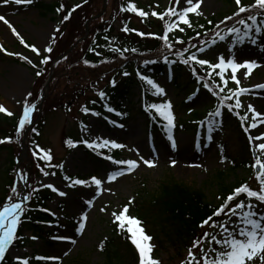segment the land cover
Masks as SVG:
<instances>
[{"label": "rangeland", "instance_id": "obj_1", "mask_svg": "<svg viewBox=\"0 0 264 264\" xmlns=\"http://www.w3.org/2000/svg\"><path fill=\"white\" fill-rule=\"evenodd\" d=\"M56 1L58 0H32L31 4H51ZM105 1L106 5H104L103 0L102 11L97 16H91L92 13L88 12L90 10V8H87L88 4L81 10L73 12V15L66 22L69 25L73 24L74 29L70 31L68 25L62 40L55 48L58 41V32L56 33L59 24V22L56 23L58 19L53 21V15L50 14L42 16L38 7L26 6L25 4L17 5L13 0H9L8 3L0 0V16H4L19 33L18 38L3 21H0V47H2V50H0V105L12 112L13 115L11 116L15 118L22 116L26 100L29 105H35L36 110L31 116V128L37 125L42 116H45V125L43 132L38 137L39 144L37 145L42 148L41 150L44 153L41 155L38 152V154L40 156L50 155L51 159H44V161L52 163L56 170V173H44L43 168L39 169L36 166L37 163L34 162L33 155L29 153L31 128L28 130V125L24 128L22 134L17 135L16 132L14 133L13 143L15 147L12 156H9L5 151L0 152V193L2 192L3 182L6 183L9 180L8 176L4 180L5 166L3 165L8 163L9 157L13 160L20 157V164H17L16 167L18 172L17 170L15 172L14 169L9 178L13 179L11 181H14L15 177L20 181L23 178L25 179L27 183L26 196L30 195L31 197V193L35 192L37 188H46L51 193V200L47 203V207L51 214L55 216L57 223L44 228L47 235L43 241L36 239L33 242L31 241L32 243H28L23 250L11 251L9 256L12 259L33 256L30 260L33 262L38 256L57 257L55 260H42L41 264H68L78 255L85 257L89 264H102V252L99 251L100 243L106 236H109L112 226L119 223L115 221L112 214L114 212L119 214L123 207L127 206L134 198L139 199L140 194L145 191L155 193L160 185L169 179L195 189H204L208 195L212 193L211 186L217 180L216 175L218 173L223 174L225 184L232 183L234 179L235 181L245 179L252 190L257 189L259 186L255 178V172L246 173L242 170L230 172L228 164L221 160L218 155L222 150L225 153L224 157L239 163L238 157L241 152L244 153L247 159V145L253 149L258 143L264 142L257 140L252 144L249 143V136H264V125H261L257 120V127H250L253 123L252 114L247 111L248 105L251 104L258 112L264 114V89L257 87V85L264 84V38H259L256 44L250 43L249 39H245L243 43H233L231 40L225 46L210 49V52L205 53L208 60L217 58L218 55L227 58L231 54L237 62L242 63L245 60L256 62V67L253 68L247 78L244 77L246 69H240L237 72V76L241 81L240 87L249 90L248 93L245 92L240 96L242 108L249 115V122L245 126L248 131H243L245 136L239 133L241 130L238 131L230 119L231 123L225 121L223 127L212 129L214 138L206 142V148L205 145L200 146L198 142L192 144L193 137L185 130L170 133L176 144L175 149H173L172 142L169 139L167 142L159 134H155L151 140L152 143L149 144L145 127L137 115L131 117L122 129L109 128L103 120L93 114L82 116L81 107L88 98L96 96L95 91L102 89L105 82L100 80L97 85L89 87V83H87L89 79L85 74L73 71L76 65H81L79 63L81 47L77 45L84 40L87 42L89 37H93L95 29L102 30L103 33L108 31L110 21L114 25V35L120 32L126 33L122 31L125 27L121 25L123 17L117 13L118 0ZM120 1L122 3V0ZM137 1L144 6L150 5V8L155 11L167 9L172 5L176 6V0ZM253 1L242 0V4L250 6ZM70 2L68 4H71ZM62 4L65 9L68 8L66 3L63 2ZM185 6L184 0H181L179 8ZM198 10L201 13L199 16L193 13L188 14L190 22L192 20L191 24L211 19L221 22L226 17L234 14L238 8L235 0H232V2L202 0ZM78 14L81 21H85V31L84 36L74 39L79 35L81 26L79 21H76ZM83 14L86 19L83 18ZM130 19L131 29L142 31L145 34L144 36L149 35L150 32L147 31L149 28L154 30L153 28L159 25V22L152 15H148L145 19L131 16ZM149 21L154 22L156 25L149 27ZM182 26L181 23L180 27ZM176 30L170 33H174ZM55 35L56 38H54ZM83 37L85 38L82 39ZM21 38L24 40V44L20 42ZM195 43V40L191 42L192 45ZM25 44L28 47H25ZM72 45L74 47H71ZM33 46L38 50L37 52L32 51ZM50 47H54L53 52L49 53L51 60L45 64L41 75L38 77L35 75L34 70H30L17 62L18 58L22 61L31 60L37 67H41V59L48 55L47 49ZM229 49H231V53ZM8 53H12L14 58ZM226 76L231 82V87L236 90V83L230 79V70L226 73ZM169 79L166 74L156 79V81L164 88V97L174 105V109L171 111L175 115L174 118L183 116L180 108L201 110L212 102L207 91L202 90L198 93V96L183 103L191 89L185 92L183 89H181L183 92L177 91L173 88L174 84ZM137 92V88L131 91L132 95L129 99L132 103L136 101ZM43 96H45L43 103L40 109H37ZM232 99L235 101L236 98L233 97ZM1 114L7 116L5 112ZM185 118L183 117L182 120ZM223 118L225 120L226 117ZM80 123L85 124V128L78 131ZM70 134L78 138L80 136L89 142L95 141L97 144L105 139L115 143L121 141L122 143H118L123 145L120 155L127 160L137 161L139 166L131 173L117 176L114 180L109 181L104 177V174L109 175L117 172V170H113L112 165L108 162L102 164V168H98L97 163L92 160V157L86 155L83 149H72V146L68 148L64 136ZM217 142L220 144L219 149ZM180 143L187 147L183 159H180L178 154ZM148 145L152 146L148 147ZM109 149L113 148L109 147ZM144 160L152 161L155 166L148 167L144 164ZM173 162L175 163L173 164ZM47 168L44 167V170H47ZM94 175L101 177L99 189L91 182L90 176ZM66 177H75L74 180H84L87 181V184L70 186L72 181H67ZM46 185L52 187H46ZM52 188L57 189V191L54 192ZM17 189L18 192L14 196L9 195L20 197L21 188L17 186ZM59 192H63L65 195L61 196ZM18 201L19 199L15 198L13 200V202ZM88 201H91V206L87 203ZM76 202L79 203L77 209L73 208ZM83 202L84 204H82ZM255 205L256 209L254 210H257L260 214L264 212V208L258 202H255ZM101 209H104V211H101ZM81 216L86 218L84 221L85 226L80 233H77L76 229L79 227ZM212 230L215 229L209 227L207 231L211 232ZM218 233L219 229H216L215 234L218 235ZM25 236L28 238L30 234L27 232ZM58 237H67L68 239L64 240L65 243H63L57 241ZM45 241H52L53 244L47 246ZM73 241L75 242L73 243ZM194 251L199 256V249ZM187 255L188 252L182 251V248L165 246L158 253L155 252L154 257L159 264H179L181 261L186 260ZM132 264L136 263L133 262ZM255 264H261L259 257L255 258Z\"/></svg>", "mask_w": 264, "mask_h": 264}, {"label": "trees", "instance_id": "obj_2", "mask_svg": "<svg viewBox=\"0 0 264 264\" xmlns=\"http://www.w3.org/2000/svg\"><path fill=\"white\" fill-rule=\"evenodd\" d=\"M226 1L232 2V0ZM63 2L68 5L67 9L64 8V5L62 4ZM69 2L70 0H60L59 2H54L52 4L37 5L41 10L42 16H47L48 14L55 15L56 18L54 17L53 21L56 19L59 21L58 29L60 31L57 35L58 41L55 48L58 47V43L62 40L66 27L69 25L68 22H66L67 20H63L64 16L68 15L69 12L73 15V12L81 10L87 4V8H90L88 12L92 13L91 16H96L102 11L103 6V0H71V4H68ZM118 2L117 13L123 17L121 25L127 26V28L130 29L132 27L131 19L126 16L124 11H121V8L124 6L120 0H118ZM61 5H63V10L57 11L61 8ZM77 5H79V7L76 8V11H72ZM145 10L151 14L150 5L147 4ZM161 11L162 10H159L157 13H160ZM249 14L256 15L257 21H264V14H261L259 9L250 8V13H242L240 17L228 20L226 23L216 22L215 19L194 22L192 23V27L186 28L184 32L178 31L175 35H170L169 40L172 44L170 51L164 47V43L161 39L155 38L156 36H162L163 34L164 24L162 22L155 27V30L149 28V30H147L150 32L148 33L149 35L138 37L130 32H127L126 34L120 32L119 34L114 35V25L113 22L110 21L108 23V31L103 33L99 29H95L93 37H89L87 42L84 40L77 45L78 47H81L79 61L81 65H76L73 71L85 74L89 79L87 82L89 83V87H93L98 84V81L103 80L105 85L102 87V91L106 96L109 94V96H107L109 99L115 101L118 100L120 102L126 101L127 98L131 96V89L138 86L140 88L139 91L141 90V95L145 98L146 105L161 104L164 101L163 95L154 94L155 90L152 89L150 85L142 80L136 79V71L140 70L139 72L142 74H145L146 72L152 73L156 77L166 66L161 63V59H163L165 55L173 52L178 53L187 48L189 51L185 52L183 57L186 59L189 54H192L193 52L196 53L200 47H206V44L211 43L216 32L225 35L227 29L233 26L240 28L241 35H243V26L238 24L237 20L240 18L247 20ZM231 16H233V14ZM83 18L86 19L84 14ZM76 21H79L81 26L79 35L74 39H79L84 36L85 21H81L79 14L76 17ZM247 22L249 24L252 23L250 20H247ZM148 24L149 27L156 25L154 22L150 21ZM217 24L220 25L219 28H216ZM256 26L261 25L258 23ZM69 27L70 31L74 29L73 24L69 25ZM197 33L200 35L197 36ZM250 33L255 34L256 32L252 29ZM231 37L232 36H226L224 41H227ZM177 40H182L183 43H176ZM194 40L197 41L194 44L195 47L191 44ZM198 41L201 43H198ZM224 41H219L217 39V43L214 44V46L221 44ZM114 48H119L121 52L112 51ZM90 49L92 50L90 51ZM124 49H128V51H124ZM131 49H136V51L133 52ZM53 50L54 48L52 51ZM197 58H201V56ZM85 61L88 63L86 64ZM145 61H148L149 63H145ZM172 63L173 64H170V66L174 72V87L177 89L178 84L183 77H185L187 80L186 82H188L185 86H179L178 91H181V89H183V91L188 90L187 88L189 87H201L205 83L212 88L213 85H216L208 77V69L206 66L201 67L194 62H190L189 65H185L180 61H174ZM31 68L34 67L31 66ZM193 69L196 71L195 75L193 74ZM36 71L41 72L40 69H37ZM124 73H127V75ZM194 77H199L203 82H198L200 85H197L198 83L195 81L197 79ZM216 89L214 88L215 91H219ZM98 91L99 90L95 92L97 93ZM220 95L225 96L228 95V93L223 92L220 93ZM99 103L100 101L98 100V97L88 98L83 105V108L100 113L102 107H100ZM118 106H120V110L124 114V117H127L129 112L134 108L133 105L122 107L117 104V107ZM211 109L212 108L210 107H206L203 111H190L188 118L185 121L179 122L180 126L186 129L189 127H195L204 116L205 111L210 112ZM137 110L143 118L147 117L144 115L141 108H138ZM45 119V116H42L40 121L33 128V133L30 135V142L32 145L39 144L38 137L43 132ZM18 121V118L15 117L10 118L9 116H2L0 112V141H4L3 143H0V152L5 151L9 156L13 155V148L15 147L13 143L15 139L14 133L17 130ZM239 125H241L240 121L239 124L235 126L237 130L240 128ZM74 136L75 135L72 134L66 135L65 139L66 141L78 143L79 138ZM238 158L239 165L235 164L232 167L233 170L237 169V167L243 168L248 161V158L246 159L242 152ZM33 160L37 163L36 166H38L39 169L43 168V172L56 173L55 167L52 163L45 162L38 158H33ZM3 166H5L4 180L6 179V176H8L10 181L8 180L6 183L3 182L2 192L0 193V205L11 190L13 182L11 180L13 179H10L9 175L14 169L13 159L9 157L8 163ZM45 166L48 167L47 170H44ZM242 182L243 181L240 180L236 181L234 184L225 185L223 178L218 176V179L214 181L213 186H211L212 193L208 195L204 189H195L173 179H169L161 184L155 193L145 191L140 194V199L128 205V215L141 221L140 227L144 229L146 235L152 237L151 241L155 244L156 253H158L161 248H165V246H173L178 249L182 248L183 250H187L192 246L194 240L202 237L203 233L206 232V228L210 227L209 225L213 221L217 223V217L213 216V212L220 208L226 198L233 193V189L240 186ZM49 199L50 195L45 189H35V192L31 193V197L24 207L25 211L20 218L19 229L16 235L17 238L13 244L14 248L18 249L26 245L27 239L21 234L23 231H28L35 237L44 236L45 231L43 230V227L55 223L46 212V202L49 201ZM209 216H213V220L209 221V225H205L201 228L200 224ZM221 216H223V214H221ZM127 227H130V225L125 224V229ZM119 230L120 229L116 225L112 226V229L108 234L109 236H106L102 241V264L136 263V256L134 255L135 246L131 243L129 238L130 234L126 231ZM1 264L17 263L7 257ZM68 264L89 263L85 257L76 256L68 262Z\"/></svg>", "mask_w": 264, "mask_h": 264}, {"label": "snow or ice", "instance_id": "obj_3", "mask_svg": "<svg viewBox=\"0 0 264 264\" xmlns=\"http://www.w3.org/2000/svg\"><path fill=\"white\" fill-rule=\"evenodd\" d=\"M4 3H8L9 0H3ZM13 2L17 5L20 4H31L32 0H13ZM202 0H184V3L186 4L185 7L179 8V5L181 3V0H176V6L172 7L170 6L162 13H157L155 11L151 12V15L153 17H157L161 21L164 22V32L162 36H156L155 38L161 39L164 43V47L169 49V51L172 48V44L169 40V33L173 32L174 30L178 29L180 32H184V28L180 27V24H184L188 26L189 28L192 27V24L190 22V19L188 18L189 13H193L197 16H199L201 13L199 12L198 8ZM235 3L237 5L238 10L233 14V16L226 17L224 21H221V23H226L228 20H233L236 17H240L242 13L249 12L250 8H257L260 10L261 14H264V0H255V3L253 5L244 6L242 4V0H235ZM76 7H79L77 5ZM63 10V5H61V8L57 11ZM72 11H75V8L72 9ZM121 11H128L133 12L136 15L140 16L141 18H146L149 13L145 12L141 9H138L136 5L132 2H129L127 4V7H122ZM71 12H69L68 15L64 16V20H68L70 18ZM167 17V20L165 19ZM173 17L176 19L173 20ZM247 20H250L252 23L249 24ZM247 20L244 18H240L237 20V23L243 26V35H241V29L237 28L235 26L230 27L227 29V32L225 35H221L220 32H216L215 36L212 40V44L217 43V39L219 41H224L226 39V36H232L233 43H243L245 41L246 37H249V33L252 29L256 33H261L264 31V21H257L256 15L249 14L247 17ZM0 21H3L5 25L8 26L13 32V34L17 35L19 38V33L16 32V29L12 26V24L4 18V16H0ZM260 24L261 26H256L257 24ZM220 25L217 24L216 28H219ZM57 32L60 30L57 28ZM122 31L129 32V31H135L133 29L127 28L125 26ZM140 36H144V33H137ZM154 35V34H150ZM200 34L197 33V36ZM20 42L24 44V40L21 38ZM253 43H255V40H252ZM176 43H183L182 40H177ZM25 47H28V45L25 44ZM195 47V45H193ZM0 50H2V47H0ZM51 48H48L47 51L51 52ZM92 49H90L91 51ZM32 51L37 52L38 50L33 46ZM114 52H121L119 48L112 49ZM124 51H128V49H124ZM131 51L135 52L136 49H131ZM189 49L185 48L183 51H180L177 53V55L180 57V62L189 65L190 62H194L196 65H199L201 67L206 66L209 70L207 72V75L209 78L213 77V75H217L220 78V81L223 82L224 87H219V91L213 90L212 87H210L207 83L204 84V87L208 89L209 92L213 96L217 98L219 103L217 104L214 111H211L208 113V116L213 118L207 121L209 125V129L211 130L212 126L215 124L216 117H219L221 115V108L227 107V110L231 113L233 112V109H239L241 108V100L240 96L243 95L248 90L240 87L241 81L237 76V72L240 69H246L247 71L244 72V77L247 78L248 75L252 72L253 68L256 67V62L251 60H245L242 63L237 62V60L231 56V54L226 58L223 55L218 57V62L213 64L206 59L203 58H197V54L193 52L191 55H188L186 59H184V53L188 52ZM199 52H204L206 49L204 47H200L198 49ZM229 52L231 53V49H229ZM9 55H12V53H8ZM122 55V53H121ZM165 60L167 61V57H165ZM29 64H32V61H28ZM41 63H48V59L45 58L41 61ZM87 64L88 62L85 61ZM145 63H149L148 61H145ZM33 67H36V65H32ZM218 69L219 71L216 72L215 70ZM231 71V81L235 82L237 85V89H228V91L232 94L231 96L225 95L221 96L220 93H223L225 91V88L228 84V78L226 76V73L228 71ZM127 75V73H124ZM139 78L144 81L146 84L150 85L152 89H154V94L163 95V89H161L153 80L149 79L148 77L141 75L140 73H137ZM193 74H196L195 69H193ZM37 76L41 75L40 71L36 72ZM199 80V77H197ZM257 87L264 89V84L257 85ZM29 95H31L29 93ZM101 97L104 96V93H99ZM233 97H235V104L234 105H225V100H231ZM35 109V105H29L27 100L24 103L23 107V114L19 118L18 121V127H17V135L22 134L24 128L26 125L31 123V116ZM155 110V112L159 115L160 118H162L164 121H166V129L169 131L168 139L172 142V147L175 149L176 144L175 141L170 134V130L174 127V117L170 111V104L168 102H164L161 104H150L146 105V110ZM84 112H87L88 109L84 108L82 109ZM108 111H113V109L108 108ZM247 111L250 112L251 119L253 123L250 125V127L255 128L257 127L256 121L259 120V123L261 125H264V114L258 112L251 104L248 105ZM0 112H5L7 115L11 116L13 115L12 112L8 111L4 106L0 105ZM239 116V119L241 121V125H244L245 120L248 119L247 115L240 116L239 113H236ZM93 115H98V113H93ZM203 124L204 121H201ZM245 131L247 132L248 129L245 128ZM264 141V136L262 135H255V136H249V143L252 144L254 141ZM4 141H0V143H3ZM70 146H74L71 141H68ZM84 143L94 151L97 148H104V147H111L113 149L122 148L123 145L115 143L113 141L109 140H102L99 144H97L95 141L92 143H89L88 141H84ZM38 147V146H37ZM43 151V150H41ZM33 155H36L34 152ZM252 156H253V163L251 164V167L253 168L255 172V178L259 183V191L252 190L247 183L237 187L234 189L233 193L230 194L225 202L213 212V216L219 217L221 214H223L227 219L223 220L222 222L216 223L213 221L209 225V221L213 220V216H209L207 219H205L201 224L200 227L203 228L205 225H209L211 228H218L219 233L213 234L211 232H204L201 238H198L197 240H194L192 243V246L188 249V255L185 261H182L181 264H255V258L259 257L261 260V264H264V214H260L256 209V205L252 203V199L254 198L256 201H258L261 205H264V142L258 143L255 148L252 149ZM46 159H51L50 155L46 156ZM106 159L111 160L113 164L124 166L121 167V169L115 173L108 175V180L112 181L117 176H123L126 173H131L134 171L139 165L137 161L135 160H114L111 156L106 157ZM145 165L148 167H154L152 161L150 160H144L143 161ZM175 162H173L174 164ZM198 167V165H197ZM259 169V171H256ZM67 179V177H66ZM92 184L96 185L97 189L100 188L101 180L97 179L96 177L91 178ZM87 181L76 179L72 181V184L70 186L74 185H86ZM46 187H52L51 185H46ZM52 190L55 192L57 189L52 188ZM11 192L13 194H16L18 192L17 187L13 186L11 188ZM99 194V192H97ZM241 194H246L248 202L246 203L244 200H240L238 203H236L234 206L229 207L230 202H232L236 197L240 196ZM59 195L63 196L65 193L59 192ZM19 199V197H12L10 196L8 198V202L4 203L3 207L0 208V261H2L5 257V253L7 249L12 245L13 241L17 238L16 232L17 227L20 223V217L22 213L25 211V209L22 207L21 203L13 202V200ZM29 196H24L23 200H28ZM89 206H91V201L87 202ZM131 203V201L129 202ZM101 211H104V209H101ZM129 212V208L127 206L123 207V210L117 214L113 213L112 215L115 218V221H118V227L121 231H126L130 234L129 238L131 240V243L135 246V248L138 251L139 254V264H159V262L152 258V251L153 246L149 243L151 241L152 237L145 234L144 229L140 227L141 221H139L136 218L130 217L127 215ZM235 218V219H233ZM85 217H80V223L79 227L76 229L77 233H80L85 224ZM125 224L130 225V227H127L125 229ZM57 239H68L67 237H58ZM75 241H73L74 243ZM205 242H207V249L205 250L204 247H201ZM103 248V245H101V249ZM194 249H199V256L194 251ZM17 260H20L19 257L16 258ZM37 260H55L57 257H36ZM21 264H28V260L24 259L21 261Z\"/></svg>", "mask_w": 264, "mask_h": 264}, {"label": "bare ground", "instance_id": "obj_4", "mask_svg": "<svg viewBox=\"0 0 264 264\" xmlns=\"http://www.w3.org/2000/svg\"><path fill=\"white\" fill-rule=\"evenodd\" d=\"M185 149H187L186 145H182V144L180 143L179 153H178L180 159H183V158H184L183 154H184V152H185ZM12 195L14 196L15 194L12 193ZM85 199H86V198H85ZM78 205H79V203L76 202V205H74L73 208H76V209H77V208L79 207Z\"/></svg>", "mask_w": 264, "mask_h": 264}]
</instances>
